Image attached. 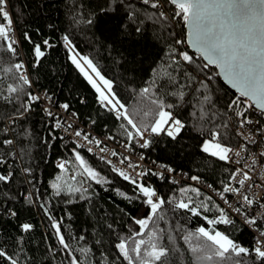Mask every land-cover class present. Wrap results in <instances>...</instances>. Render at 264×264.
<instances>
[{
  "label": "trees",
  "instance_id": "trees-1",
  "mask_svg": "<svg viewBox=\"0 0 264 264\" xmlns=\"http://www.w3.org/2000/svg\"><path fill=\"white\" fill-rule=\"evenodd\" d=\"M159 2L161 7L153 9L140 0H7L6 9L11 10L23 54L18 51L13 55L0 41V175L10 176L9 181H0V249L13 255L19 264H70L52 227L53 220L60 223L67 243L76 250L72 254L82 264H127L116 245L121 240L131 245L132 237L140 230L134 220L148 214L144 198L132 183L64 139L54 128L53 116L44 111L39 101H29L27 94H33V87L47 91L55 105L67 104L97 132L135 145L125 132V128L132 130L127 122L117 120L98 103L95 89L72 64L63 40L65 35L78 53L92 59L101 73L114 82L117 96L141 126L153 120L156 105L152 100L173 105L168 110L184 128L175 139L166 132H147L151 143L141 151L149 159L209 181L219 193L229 182L233 168L204 153L202 143L210 138L209 131L219 125L224 134L221 143L236 145L237 138L228 123L233 111L228 102L238 94L224 84L216 68L201 70L206 62L186 42L176 43L186 41V27L182 21L172 19L174 6L165 0ZM133 12L136 14L130 17ZM161 12L167 19L160 18ZM89 18H93V24L87 23ZM137 27L142 29L140 33L135 32ZM44 40L52 46L46 47ZM36 44L45 51L39 66L33 51ZM184 51L193 56L192 64L180 60L178 53ZM16 63H23L24 67L26 64L31 85H24L20 94H12L9 102L5 99L8 85L19 83ZM9 68L11 72L6 71ZM202 81L206 86L201 85ZM144 88L150 89L147 95H141ZM204 96L210 98V103L204 101ZM25 105H29L27 110ZM145 112L153 115L145 116ZM225 124L227 128L222 127ZM8 140L12 143H5ZM77 152L100 174L101 183L84 175L88 184L85 190L83 180L72 181L67 171L59 170L62 158L70 156L77 161ZM80 170L83 172L81 167ZM153 182L158 194L172 202L165 204L164 219L158 221L165 232L163 243L172 248L168 241L171 233L180 249L176 253L170 251L168 264H194L181 237L200 226L223 232L237 243L253 248L252 233L243 224L235 221L214 228L207 223L205 216L217 219L220 215L219 204L207 193L200 190L201 195L197 196L191 191L195 187L177 186L167 179L153 178ZM53 183L61 186L59 195L52 188ZM71 188L81 191L69 194ZM189 198L196 205H207L209 211L202 210L199 217L184 210L172 211L176 202ZM25 223L33 226L28 232L21 227ZM177 224L182 231L177 230ZM143 238L147 239V234ZM81 248L90 251L82 254ZM245 259L247 264H264L255 259L254 253ZM0 264L4 261L0 260Z\"/></svg>",
  "mask_w": 264,
  "mask_h": 264
},
{
  "label": "snow or ice",
  "instance_id": "snow-or-ice-1",
  "mask_svg": "<svg viewBox=\"0 0 264 264\" xmlns=\"http://www.w3.org/2000/svg\"><path fill=\"white\" fill-rule=\"evenodd\" d=\"M140 3L153 9L161 7L159 0H155V2L153 0H140ZM165 3L174 6L172 19L182 21L186 27V41L177 40L176 43L183 44L186 42L196 52L200 53L203 60L206 61L202 65L201 70L213 65L219 69V75L232 88L238 91V96L228 102V108L234 110V115L239 119L240 128H243L246 124L253 123L246 116L248 108L254 107L264 113V0H165ZM6 7L7 0H0V21H2L0 22V41H4L7 51L15 55L16 48L14 44L16 42L9 40L10 35L14 32L12 28L13 21ZM135 14V12L130 13V17ZM159 16L161 19H167L163 12L159 13ZM87 23L93 24V18H89ZM141 31V28H135L136 33H140ZM26 38H28L27 35ZM63 40L69 53H74L70 55L72 64L80 70L98 94V103L112 112L117 120H125L127 125L134 130L125 128L129 140L139 138V140L144 141L140 147L148 148L151 141L145 139L146 132L153 134L166 132L173 139L180 134L184 128V124L181 120L175 119L172 112L168 110L173 105H165L162 100H152L151 102L156 105L153 120L149 125L141 126L129 115L125 104L117 96L114 91V82L101 73L92 59L76 52L68 36L65 35ZM43 44L46 47L52 46L48 40H44ZM33 51L36 66H39V61L45 56V51L41 49L39 44L34 45ZM178 55L183 62H187L188 64L194 62L193 56L189 55L186 51L179 52ZM81 61H83V64ZM175 63H179V61H175ZM84 65H87L91 74L89 71H86ZM14 68L17 72L16 78L19 83L15 86L8 85L7 93L9 95L5 99L9 102H11L12 94H20L23 92L24 85H31L26 71H20L24 69L23 63H16ZM6 71L11 72L12 69L9 68ZM201 85L206 86V82L202 81ZM149 92V88H144L141 95H147ZM27 95L31 102L40 99L39 96L32 95L31 93ZM179 95L182 98L184 94L181 92ZM204 101L210 103V98L204 96ZM28 107L29 105H25L26 110ZM62 107L65 110L68 109L67 104L62 105ZM49 115H51L50 112ZM144 115L149 116L153 115V113L145 112ZM204 116H206V113L202 114V118ZM166 125L167 127H165ZM61 126L60 123H57L54 127ZM121 127H124V125H121ZM220 127L217 125L214 130L209 131L210 138L203 141L202 151L225 162H231L233 157H236L235 163L240 164L244 158L243 154L248 151L247 145L242 144L237 150L227 144L221 143V136L224 134L220 131ZM222 127L227 128L228 125L225 124ZM237 134L243 136L248 143H255L251 133L244 135L243 132H237ZM81 135V131L75 132V136L80 137ZM110 138L114 139V137ZM83 139L89 143L93 142L89 139L88 135H83ZM5 143L11 144L12 141L8 140ZM95 143L99 145L101 141L95 140ZM88 151H91V149L89 148ZM101 151L103 152L104 149L102 148ZM113 155H116V153L114 152ZM260 156L264 157V151H261ZM75 158L83 169L82 175L95 180L97 183L102 182L99 179L100 174L89 167L78 152ZM256 164L257 160L253 157L251 164L246 163L234 171L230 176V182L223 187L220 194L221 198L224 199L225 193H232L239 196L243 204L252 205L255 201L246 192L251 191L253 185L264 187V181L257 184L250 174ZM59 167L64 169L65 165L62 163ZM129 167H133V165L129 163ZM245 168L248 170H245ZM113 170L117 171L124 180L129 181L136 187L144 198V203L148 206L147 216L134 220V223L139 226L140 230L132 237L133 243L130 245L127 240H121L116 245L120 256H122L127 264H168L170 251L176 253L180 252V249L175 245V240L171 233L168 234V241L172 245V248L170 249L163 243L165 232L164 229L159 227L158 221L164 219L163 210L165 204L172 202L166 201L154 188L145 186L137 179V177L147 175V172H138L137 177H133L122 170L115 168ZM24 171L30 172V169H25ZM168 171H173V169H168ZM159 175L163 177V173ZM191 179L199 180V177L193 176ZM9 180L10 176L0 175V181L7 182ZM231 181H235L238 186H234ZM246 185H248L247 189H245ZM52 188L56 189V195L60 194L61 186L59 184L53 183ZM80 191V188H71L69 189V194ZM182 191H188V189H183ZM191 191L197 196L201 195L200 190L197 188H192ZM208 199L211 200V197H208ZM176 210H184L190 213L191 216L199 217L202 215V210L206 212L209 211V208L204 204L196 205L195 201L189 198L187 201L181 199L176 202L173 205L172 211ZM218 211L220 213L218 219L204 217L209 225L232 223L224 209H218ZM235 211L240 213L241 208L238 207ZM11 215H16V213L12 212ZM244 223L253 225L256 223V220L254 218L249 219L246 216ZM21 227L24 232H28L33 226L25 223ZM52 227L55 229L60 246L69 255L70 264H82V261L72 254L76 250L72 249L69 243H67L64 234L61 232L60 223L53 220ZM176 228L177 230H183L179 224L176 225ZM145 234H147V239L143 238ZM136 237L141 238L136 239ZM261 237H264V233H261ZM181 238L187 245V250L192 254L194 264H247L245 258L253 253L256 260L264 262V239L257 238L256 246L250 249L237 243L223 232L203 226L196 228L194 231L189 230L184 232ZM80 239H83V237H80ZM79 251L82 254H87L90 249L81 248ZM0 260L4 261V264H19V261L13 255L2 249H0Z\"/></svg>",
  "mask_w": 264,
  "mask_h": 264
},
{
  "label": "built area",
  "instance_id": "built-area-1",
  "mask_svg": "<svg viewBox=\"0 0 264 264\" xmlns=\"http://www.w3.org/2000/svg\"><path fill=\"white\" fill-rule=\"evenodd\" d=\"M6 10L11 14L10 8H7ZM11 19L13 21L12 28L14 29V32L10 35L9 40L15 41L17 46L16 52L19 51L22 53L18 32L12 15ZM24 68L25 70L21 71H26V74L29 76L30 74L26 64ZM32 95L40 97L38 101L41 103V107L44 109V111L47 113L50 112L53 116L54 126L57 123L62 125L61 127L54 128L59 131L64 139H67L76 148L84 150L93 155L99 161L109 166V168L116 174L119 175L117 171L113 170L114 168L122 170L133 177H137L138 172H147V175L143 177H137V179L145 186H150L155 190L156 188L153 178L167 179L177 186L191 185L213 197L219 204L220 209L225 210V213L232 223L236 221L248 228L252 233L253 247L256 246L257 238L264 239V237H261V233H264V187H257L253 185L251 191L246 192V194L255 201L252 205L243 204L241 198L232 193H225L224 199H222L220 195L221 193L214 189L211 182L202 179L192 180L191 177L193 176H190L185 170H175L165 164L149 159L141 151L145 149L140 147V145L144 143L143 140H139V138L134 139L135 145L133 146L130 142L126 143L110 138L111 136L99 133L91 126L84 124L74 111L69 109L65 110L62 107L63 104L55 105L51 95L47 91H39L33 87ZM245 107H247V105H245ZM246 116L248 119L252 120L253 123L246 124L243 128H240L239 119L234 115V110L228 115L229 126L232 128L234 135L237 138L236 145L231 147L238 150L242 144H246L248 151L243 154L244 158L241 160L240 164L235 163V160L237 159L236 157H233L232 161L227 163L233 168L234 172L246 163L251 164L252 158L255 157L257 164L250 174L253 176V180L257 184H260L262 181H264V157L260 156L261 151H264V131H262L264 130V113L253 107L247 109ZM69 125H71V127H69ZM76 131H81L82 135L80 137L75 136ZM237 132H243L244 135L251 133L255 143H248L243 138V136L238 135ZM83 135H88L89 139L93 142L89 143L88 141H85L83 139ZM149 136L150 134L146 132L145 139L148 140ZM95 140H99L101 143L97 145ZM89 148L91 151H88ZM102 148L104 149L103 152L101 151ZM114 152L116 155H113ZM62 163L65 165V168L61 169L59 167V170L62 172L67 171L68 176L72 181H76L77 179L84 181V175L81 174L82 172L79 165L72 157L67 156L62 158L60 164ZM129 163H131L133 167H129ZM137 165L138 167H136ZM168 169H173V171H168ZM245 170L248 169L245 168ZM160 173H163V177L159 175ZM231 183L234 186H238L236 185L235 181H231ZM209 185H211V187H209ZM247 187L248 185L245 186V189H247ZM83 189H88V184L85 181L83 183ZM238 207L241 208L240 213L235 211V209ZM246 216L249 219L254 218L256 223L253 225L244 223ZM232 223H219L211 226L218 228V226H229Z\"/></svg>",
  "mask_w": 264,
  "mask_h": 264
},
{
  "label": "water",
  "instance_id": "water-1",
  "mask_svg": "<svg viewBox=\"0 0 264 264\" xmlns=\"http://www.w3.org/2000/svg\"><path fill=\"white\" fill-rule=\"evenodd\" d=\"M189 47H190V49L192 50V52H194V53L200 55V53L196 52V50L193 49L190 45H189ZM200 56H201V55H200ZM202 59H203V58H202ZM205 62H206V61H205ZM211 67L216 68V70L218 71V75H219V69H218L216 66H214V65L211 66ZM219 76H220L221 80L224 82V84H225V85H226L231 91H233L235 94H238V91H237L236 89L232 88L231 85L228 84L227 81H225L221 75H219ZM258 110H259V109H258ZM259 111H260V110H259ZM260 112H261V111H260Z\"/></svg>",
  "mask_w": 264,
  "mask_h": 264
},
{
  "label": "rangeland",
  "instance_id": "rangeland-1",
  "mask_svg": "<svg viewBox=\"0 0 264 264\" xmlns=\"http://www.w3.org/2000/svg\"><path fill=\"white\" fill-rule=\"evenodd\" d=\"M76 52H77V51H76ZM72 54H74V53H72ZM72 54H71V55H72ZM80 55H81V54H80ZM77 58L79 59V57H77ZM81 63L83 64V61H81ZM84 67H85L86 71H89V73L91 74L90 69L87 68V65H84ZM94 78H95V77H94ZM98 82H99V81H98ZM76 162H77V161H76ZM78 162H79V161H78ZM78 162H77V164H78ZM78 165H80V164H78ZM79 167H80V166H79ZM93 205L96 206L97 204H96V203H93Z\"/></svg>",
  "mask_w": 264,
  "mask_h": 264
},
{
  "label": "bare ground",
  "instance_id": "bare-ground-1",
  "mask_svg": "<svg viewBox=\"0 0 264 264\" xmlns=\"http://www.w3.org/2000/svg\"><path fill=\"white\" fill-rule=\"evenodd\" d=\"M22 61V60H21ZM23 70H25V68L23 69ZM29 71V70H28ZM29 77H30V75H29ZM30 79H31V77H30Z\"/></svg>",
  "mask_w": 264,
  "mask_h": 264
},
{
  "label": "crops",
  "instance_id": "crops-1",
  "mask_svg": "<svg viewBox=\"0 0 264 264\" xmlns=\"http://www.w3.org/2000/svg\"><path fill=\"white\" fill-rule=\"evenodd\" d=\"M169 122H170V121H169ZM170 123H171V122H170ZM166 126H167V125H166ZM166 126H165V127H166Z\"/></svg>",
  "mask_w": 264,
  "mask_h": 264
}]
</instances>
